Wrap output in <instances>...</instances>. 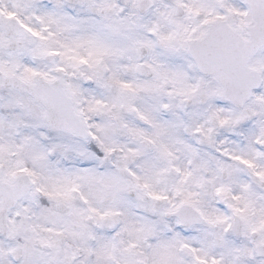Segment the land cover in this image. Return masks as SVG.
I'll return each instance as SVG.
<instances>
[{
    "label": "snow or ice",
    "instance_id": "6c2138e0",
    "mask_svg": "<svg viewBox=\"0 0 264 264\" xmlns=\"http://www.w3.org/2000/svg\"><path fill=\"white\" fill-rule=\"evenodd\" d=\"M0 264H264V0H0Z\"/></svg>",
    "mask_w": 264,
    "mask_h": 264
}]
</instances>
